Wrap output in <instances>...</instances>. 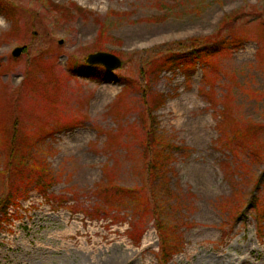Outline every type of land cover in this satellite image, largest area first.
Masks as SVG:
<instances>
[{"label":"rangeland","instance_id":"1","mask_svg":"<svg viewBox=\"0 0 264 264\" xmlns=\"http://www.w3.org/2000/svg\"><path fill=\"white\" fill-rule=\"evenodd\" d=\"M3 1L0 198L13 127L19 155L48 165L51 180L39 189L13 179L27 194L0 208V264H164L151 209H108L98 190L149 187L152 131L167 153L157 188L171 197L167 247L179 250L165 264H264V0ZM220 31L247 41L205 67L158 73L165 55ZM133 33L142 37L129 45ZM16 47L26 48L19 58ZM97 52L121 67L95 76L104 68L86 58ZM223 116L262 128L233 144Z\"/></svg>","mask_w":264,"mask_h":264},{"label":"trees","instance_id":"2","mask_svg":"<svg viewBox=\"0 0 264 264\" xmlns=\"http://www.w3.org/2000/svg\"><path fill=\"white\" fill-rule=\"evenodd\" d=\"M51 2V0H48ZM11 4V3H10ZM12 5V4H11ZM4 7V10L1 8ZM58 7V6H57ZM10 9V5L5 3V1L0 0V12L2 14H6ZM59 9V7H58ZM60 10V9H59ZM78 10L81 12H85L82 8L78 7ZM65 11V9H63ZM63 11L61 13H63ZM230 23H234L235 18L230 19ZM105 32L100 34V38H104ZM247 41L246 38L240 36L236 31L228 34L227 36L223 37L221 31L215 35L203 37L199 40L192 41L191 44L187 47L186 51H180L178 53H169L165 55V58L159 65L158 73H162L164 71H173L177 69H181L183 67H189L198 64V62H203V67L206 64L211 62L215 57L219 54L227 51L230 47H234L236 45H244ZM101 70V69H100ZM99 70V71H100ZM210 70H216L214 64L210 65ZM98 77L107 76L105 71H100L96 73ZM103 74V75H102ZM228 110L227 106L224 105V112ZM149 113L152 115L153 109L149 110ZM224 117V124L222 127L221 135L228 138V136H232L233 130L225 131L226 127H232L235 129V136L231 139L233 144L237 143V139L239 138V133L242 130H251L256 132L257 130L261 129L262 126L254 125L253 127H240L238 122L234 119L226 121V117ZM153 132V131H152ZM152 132L145 138L146 144V157L144 161L148 163V186L144 187L141 186L138 189H128L123 187H118L113 183L111 185H101L98 187L102 192L101 197L106 198V203L108 209H118L119 211H123L125 207H136L135 209L138 210L140 213H145V211L151 212L156 217L158 228L162 236L163 245L160 247L161 255L163 256L162 262L165 264V257L167 258L166 263L168 260L175 255L176 252L171 253L168 249L167 244L172 242L173 239V221L174 219L169 222V214H171L169 207L171 206L169 203L171 202V197L168 198L159 195L157 188L160 185H165L163 181V170L162 164L166 160L167 153H165L164 149L161 147V143L158 141L156 137V133L152 135ZM18 137V136H17ZM16 132L13 127V133L11 134L10 142V159L8 165L6 166L7 178H10V186L7 190V193L0 198V208L4 211L9 210L11 206H15L17 197H24L27 193L23 195H19L17 190L21 187L17 186V188L13 185V179L19 178V181H24L25 183L29 181H34L36 179L37 182L35 183V187L39 189H44L51 180V174L48 169V165H44V171L39 169H35L28 160L31 159L25 155H19L18 148H15L16 145ZM15 140V141H14ZM241 140V139H240ZM109 171H113L110 167L105 170V173ZM30 176H33L31 178ZM109 177V174H108ZM260 183L264 184V170L260 176ZM39 184V185H38ZM167 190V189H166ZM165 190V191H166ZM106 206V205H105ZM172 208V207H171ZM102 211H106L103 209ZM107 212V211H106ZM174 212H172L173 218ZM139 232V231H138Z\"/></svg>","mask_w":264,"mask_h":264},{"label":"water","instance_id":"3","mask_svg":"<svg viewBox=\"0 0 264 264\" xmlns=\"http://www.w3.org/2000/svg\"><path fill=\"white\" fill-rule=\"evenodd\" d=\"M23 51H24V48L22 47L16 48L13 51V56L20 57ZM87 62L91 65H97V64L104 65L109 72L118 69L122 65V62L118 57H116L115 55H112L109 53H103V52L90 55L87 58Z\"/></svg>","mask_w":264,"mask_h":264},{"label":"bare ground","instance_id":"4","mask_svg":"<svg viewBox=\"0 0 264 264\" xmlns=\"http://www.w3.org/2000/svg\"><path fill=\"white\" fill-rule=\"evenodd\" d=\"M87 30L86 29H83V32H86ZM138 33H133V34H131L129 37H128V39H127V43L129 44V45H131V44H135L137 41H138V39H140L142 36L141 35H137ZM146 243H148L149 242V240H146L145 241Z\"/></svg>","mask_w":264,"mask_h":264}]
</instances>
